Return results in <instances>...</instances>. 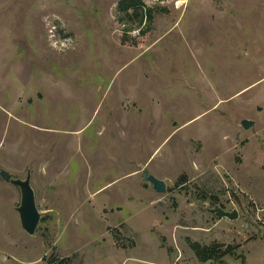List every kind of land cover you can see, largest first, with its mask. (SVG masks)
Masks as SVG:
<instances>
[{
    "label": "rangeland",
    "instance_id": "obj_1",
    "mask_svg": "<svg viewBox=\"0 0 264 264\" xmlns=\"http://www.w3.org/2000/svg\"><path fill=\"white\" fill-rule=\"evenodd\" d=\"M119 1L0 0V264H264V0Z\"/></svg>",
    "mask_w": 264,
    "mask_h": 264
},
{
    "label": "water",
    "instance_id": "obj_2",
    "mask_svg": "<svg viewBox=\"0 0 264 264\" xmlns=\"http://www.w3.org/2000/svg\"><path fill=\"white\" fill-rule=\"evenodd\" d=\"M240 125L243 129H247L252 125V121L242 120L240 121ZM0 178L18 188L20 203L15 210L18 214L20 226L28 235H33L39 220V212L36 208L34 192L30 185L29 171H27L24 179H16L12 178L9 172L0 168ZM141 180L147 182L153 191L165 192L166 190L165 183L150 174L147 168L143 166L141 170ZM210 211L215 213L217 218L225 217L233 220L237 217L235 210L227 212L219 207H214L210 209Z\"/></svg>",
    "mask_w": 264,
    "mask_h": 264
},
{
    "label": "trees",
    "instance_id": "obj_3",
    "mask_svg": "<svg viewBox=\"0 0 264 264\" xmlns=\"http://www.w3.org/2000/svg\"><path fill=\"white\" fill-rule=\"evenodd\" d=\"M120 13L119 20L126 18L128 20L137 21L142 24L143 21L152 20V10L146 8L139 0H121L117 5ZM144 34V33H142ZM190 249L195 253L196 257L201 262L218 259L225 254H232L231 247L224 250L213 246H200L198 243H190Z\"/></svg>",
    "mask_w": 264,
    "mask_h": 264
}]
</instances>
